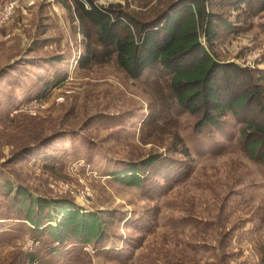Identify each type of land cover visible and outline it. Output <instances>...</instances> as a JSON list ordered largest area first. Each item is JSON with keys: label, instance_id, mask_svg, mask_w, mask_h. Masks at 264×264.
I'll return each mask as SVG.
<instances>
[{"label": "rangeland", "instance_id": "374dc122", "mask_svg": "<svg viewBox=\"0 0 264 264\" xmlns=\"http://www.w3.org/2000/svg\"><path fill=\"white\" fill-rule=\"evenodd\" d=\"M10 1L15 12L0 26V264H264V161L245 152L236 116L199 133V116L168 113L154 72L132 80L114 61L78 67L97 29L65 7L71 0H0V8ZM93 1L131 13L150 0ZM230 1L210 6L236 26L221 29L211 52L248 70L246 84L264 77V8L252 14ZM175 132L189 157L173 151ZM156 155L144 187L115 179ZM18 188L100 214L112 239L55 251L15 219Z\"/></svg>", "mask_w": 264, "mask_h": 264}, {"label": "trees", "instance_id": "16d2710c", "mask_svg": "<svg viewBox=\"0 0 264 264\" xmlns=\"http://www.w3.org/2000/svg\"><path fill=\"white\" fill-rule=\"evenodd\" d=\"M86 1L88 6L81 0L64 2L81 23L97 29L93 43L90 34L83 32L89 42L85 45L86 53L78 61L79 68L105 60L114 61L132 80L154 72L155 81L162 85L169 102L170 115L174 107H179L184 113L199 116L196 128L203 133L206 129H219L222 119L231 112L243 126L245 152L253 160L264 161V77L255 80L248 75V82L242 84L241 79L249 71L221 63L211 52L221 29L236 33V26L210 9L214 0H150L143 10L131 13L120 4L105 7L93 0ZM229 4L238 10L244 9L241 4H246L252 8V14L264 8V0H232ZM250 107V112L246 111ZM172 145L174 152L190 156L188 146L177 132ZM161 159L159 155L151 156L115 179L124 186L142 188L149 180L145 175L148 168ZM5 185L11 191L16 188L10 181ZM27 194L24 189H17L19 201L15 205L20 215H15V219L24 220L34 235L47 237L55 251L57 246L69 247L72 241L102 248L112 239L100 214H86L73 203ZM53 221H58L57 225ZM31 260L36 263L37 259Z\"/></svg>", "mask_w": 264, "mask_h": 264}, {"label": "built area", "instance_id": "2783aa9c", "mask_svg": "<svg viewBox=\"0 0 264 264\" xmlns=\"http://www.w3.org/2000/svg\"><path fill=\"white\" fill-rule=\"evenodd\" d=\"M16 3L13 1L6 2L0 8V26L6 24L12 17L16 9Z\"/></svg>", "mask_w": 264, "mask_h": 264}]
</instances>
